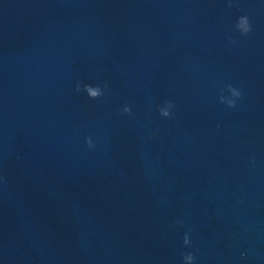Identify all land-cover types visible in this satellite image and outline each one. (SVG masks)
I'll use <instances>...</instances> for the list:
<instances>
[{"label":"clouds","instance_id":"1","mask_svg":"<svg viewBox=\"0 0 264 264\" xmlns=\"http://www.w3.org/2000/svg\"><path fill=\"white\" fill-rule=\"evenodd\" d=\"M236 27L241 31L242 34H247L248 32L251 31V28H250V25H249V21L247 19V17H240L238 19V23L236 25ZM77 91H80V85L78 84L77 85ZM228 90L232 93V95L234 97H239L240 93L238 91H236L234 88H232L231 85L228 86ZM84 91L87 93V95L92 98V99H96L98 97H100L103 93H102V90L99 88V87H93L91 85H84ZM223 100V97L221 98ZM227 104L229 107H234L235 106V101L234 100H228L227 101ZM172 105L171 104H168V108H171ZM168 108H161L160 109V114L164 117H169L170 116V112L168 110ZM130 108L128 107H125L123 109V112L124 113H130ZM87 143H88V146L89 147H92V141L91 139L89 138L87 140ZM184 244L185 245H188L190 244V240H189V237H188V234H185L184 236ZM184 261H189L191 262L192 264V261L195 259V257L193 256V254L191 253H188L186 255H184Z\"/></svg>","mask_w":264,"mask_h":264}]
</instances>
